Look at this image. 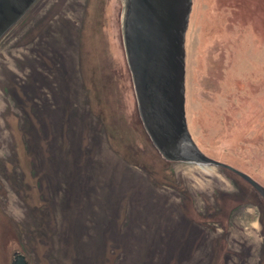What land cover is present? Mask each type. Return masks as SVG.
<instances>
[{
    "label": "rangeland",
    "instance_id": "1",
    "mask_svg": "<svg viewBox=\"0 0 264 264\" xmlns=\"http://www.w3.org/2000/svg\"><path fill=\"white\" fill-rule=\"evenodd\" d=\"M124 0H37L0 39V264H264V198L170 161L140 116ZM189 129L264 186V0H193Z\"/></svg>",
    "mask_w": 264,
    "mask_h": 264
},
{
    "label": "water",
    "instance_id": "2",
    "mask_svg": "<svg viewBox=\"0 0 264 264\" xmlns=\"http://www.w3.org/2000/svg\"><path fill=\"white\" fill-rule=\"evenodd\" d=\"M37 0H0V39ZM193 0H124L122 33L144 127L170 161H191L226 168L263 198L264 186L250 175L206 156L188 129L186 105V33ZM13 264H28L16 253Z\"/></svg>",
    "mask_w": 264,
    "mask_h": 264
},
{
    "label": "bare ground",
    "instance_id": "3",
    "mask_svg": "<svg viewBox=\"0 0 264 264\" xmlns=\"http://www.w3.org/2000/svg\"><path fill=\"white\" fill-rule=\"evenodd\" d=\"M18 2H15V4H13V6L11 8H8L5 12H0V17H3L4 15H6L8 12H11L16 6H17ZM185 113H186V119H187V124H188V129H189V122H188V117H187V110H186V105H185ZM190 131V129H189ZM191 134V132H190ZM258 182V181H257Z\"/></svg>",
    "mask_w": 264,
    "mask_h": 264
}]
</instances>
